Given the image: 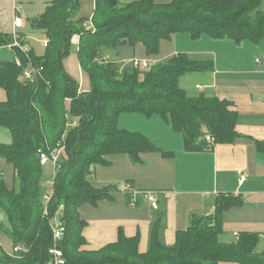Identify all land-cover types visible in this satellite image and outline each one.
Returning a JSON list of instances; mask_svg holds the SVG:
<instances>
[{
	"label": "trees",
	"instance_id": "trees-1",
	"mask_svg": "<svg viewBox=\"0 0 264 264\" xmlns=\"http://www.w3.org/2000/svg\"><path fill=\"white\" fill-rule=\"evenodd\" d=\"M80 12V0H52L30 22L49 40L44 53L15 48L21 65L15 57L0 60V87L7 96L0 101V128L8 129L12 139L0 143V157L13 167L11 184L0 178V235L12 243V252L0 243V264H54L50 253L54 246L63 251L64 264H264V249L258 250L261 233L244 231L233 241L221 239L224 213L243 204L231 193L216 197L211 214H195L189 227L177 232L173 245L161 237L165 211L159 210L158 195V215L146 252L139 250V236L128 237L122 229L115 242L88 249L83 235L87 222L79 212L82 204H97L119 190L131 204L136 196L143 197L145 191L135 195L131 181L101 188L90 182L95 166L110 164L108 156L124 153L141 163L145 152L174 155L144 133L121 128L118 121L123 113L159 115L183 134L189 152L233 143L240 136L238 112L229 100L204 92L192 95L181 86L188 74L212 72L213 60L178 53L144 70L133 64L121 67L117 60L105 58V50L118 56V48L141 43L147 55H159L162 41L178 33L193 39L208 35L259 43L264 37L263 0H95L92 26L85 25L89 18H81ZM75 36L80 38V65L90 77L87 91L80 90L79 82L64 67L74 50ZM12 42L13 35L0 33V46ZM31 64L42 68L34 81L23 78ZM204 127L213 135L210 148ZM62 147L46 213L39 151ZM258 148L264 150V142L259 141ZM126 184L132 188L124 190ZM57 216L65 233L55 243L52 222ZM15 247L20 250L15 252Z\"/></svg>",
	"mask_w": 264,
	"mask_h": 264
},
{
	"label": "crops",
	"instance_id": "crops-1",
	"mask_svg": "<svg viewBox=\"0 0 264 264\" xmlns=\"http://www.w3.org/2000/svg\"><path fill=\"white\" fill-rule=\"evenodd\" d=\"M51 1L0 0V33H17L24 39L28 49L43 54L31 44V36L26 33V29ZM156 1L166 3L171 0ZM80 2V17L91 20L95 0ZM18 10L25 18L24 27L19 29L13 23ZM42 36L44 40L47 39L43 30ZM79 39V36L73 38L74 50L64 60V67L79 82L80 90L87 91L91 88L90 77L79 62ZM118 53L116 56L115 51L107 50L105 58L117 60L121 67L132 65L134 59L148 60L152 65L178 53H187L196 60H213L215 68L212 72L188 74L182 77L181 86L192 95L204 92L229 100L233 104L232 108L238 112L236 128L240 136L233 143L216 144L213 149L189 152L185 149L183 135L170 128V124L159 115L148 117L140 113H123L118 121L121 128L144 133L160 148L173 151L174 155L165 157L160 152H145L141 155V163H134L124 153L110 155V164L93 168L90 182L101 188L107 185L121 187L124 182L131 181L136 191H157L160 197L159 210L165 211V227L161 230V237L167 245L176 242L177 232L188 228L195 214H211L220 193H231L243 199V204L224 213L225 234L221 239L230 242L241 232H259L262 239L258 248L262 251L264 150L258 148V142H264V37L259 43L249 40L237 43L208 35L193 39L188 33H178L170 40L162 41L159 55H147L141 43L135 48L120 47ZM14 57V50L0 47V60H12ZM258 58H261L260 62H257ZM6 97V91L0 87V101ZM69 105L70 101L67 102ZM240 171L247 174L243 183L239 181ZM0 173L8 183H12L13 167L1 157ZM134 200L136 204H131L128 195L119 190L112 194V198L80 206V216L87 222L83 235L88 242V249H100L115 242L122 229L128 237L139 236L141 252L148 250L152 224L158 211L140 195Z\"/></svg>",
	"mask_w": 264,
	"mask_h": 264
},
{
	"label": "built area",
	"instance_id": "built-area-1",
	"mask_svg": "<svg viewBox=\"0 0 264 264\" xmlns=\"http://www.w3.org/2000/svg\"><path fill=\"white\" fill-rule=\"evenodd\" d=\"M14 26L15 28L19 29L24 27L25 25V18L24 16L20 13V11L18 10L14 16V20H13ZM86 26H92V22L91 20L89 22H85ZM20 35L15 33L13 34V42L8 44V45H3L0 46L1 48H6L9 50H15V48H19L22 51L26 52L28 50V48L25 47V44L22 43L23 39H20L19 37ZM48 38L45 39L43 41V45L44 47H46L48 45ZM261 58L257 59V62H260ZM16 62L18 65H21V61L19 59V57L16 56ZM133 65L136 68H140V69H149L151 64L149 63L148 60H141V59H134L133 60ZM42 68H39L37 66L34 65H30L29 67H27L24 72H23V78L26 80H30V81H34L37 79L39 72ZM204 132H205V138L207 140V143L210 145H208V147H211V143L213 140V135L207 130V127H204ZM62 148H57L54 150H50V149H44L42 148L39 151V156H40V161L42 165H46L49 162H52L55 166V171L57 168V161L58 158L60 156V153L62 151ZM240 183H243L246 178H247V174L244 171H240ZM2 177V174L0 173V178ZM47 185L53 186V184L51 182H47ZM132 187L129 184H126L124 186V190H129ZM52 193H46L43 197V200L45 202V210L46 213L48 211L47 209V203L49 202V200L51 199ZM138 194V191H135V195ZM143 197L146 201L149 202V204L152 206L153 209H158L159 208V197H158V193L155 190H147L144 192ZM135 203V200L133 201V204ZM52 228H53V236H54V241L55 243H57L58 241H60L61 239H63L64 237V233H65V226L63 224V222L61 221V218L59 216H57L53 222H52ZM20 248L19 247H15L14 251H19ZM50 253L53 257V261L54 264H64L65 262V258H64V253L63 251L58 248L57 246H54L51 250Z\"/></svg>",
	"mask_w": 264,
	"mask_h": 264
},
{
	"label": "rangeland",
	"instance_id": "rangeland-1",
	"mask_svg": "<svg viewBox=\"0 0 264 264\" xmlns=\"http://www.w3.org/2000/svg\"><path fill=\"white\" fill-rule=\"evenodd\" d=\"M121 1L127 2L128 0H121ZM88 22H89V20H88ZM26 33L31 36V39H30L31 44L35 46V48L37 49V51H39V53H43L45 48L43 47L44 37L42 36V30L33 28L31 26V24L29 23V25L26 29ZM19 37H20V39H23L21 36H19ZM23 41H24V39H23ZM25 47L28 48L26 46V44H25ZM107 50L108 49H106L105 51H107ZM187 79L188 78H186L184 80L185 85L187 84L186 83ZM169 127L172 128L171 125H169ZM178 134H179V132H178ZM180 135H183V134L181 133ZM11 140L12 139H11V134H10L9 130L5 129V128H0V143H8V142H11ZM54 178H55V166L52 162H49L48 164L44 165V167H43L42 188H41L43 197L46 193H51L53 191V186L47 185V182L49 181L53 184ZM0 218H1V216H0ZM0 243H2V245H4V247L8 251L12 252V243L10 242V240L7 236H5L3 234L0 235ZM259 249L260 248H258V250Z\"/></svg>",
	"mask_w": 264,
	"mask_h": 264
}]
</instances>
